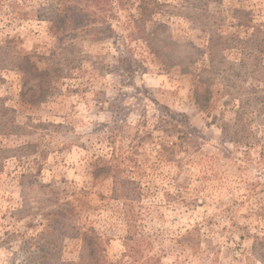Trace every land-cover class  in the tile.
Returning a JSON list of instances; mask_svg holds the SVG:
<instances>
[{
	"label": "rangeland",
	"instance_id": "374dc122",
	"mask_svg": "<svg viewBox=\"0 0 264 264\" xmlns=\"http://www.w3.org/2000/svg\"><path fill=\"white\" fill-rule=\"evenodd\" d=\"M54 1L0 0V264H77L89 228L111 262L129 237L134 264H264V0H125L62 36Z\"/></svg>",
	"mask_w": 264,
	"mask_h": 264
},
{
	"label": "trees",
	"instance_id": "16d2710c",
	"mask_svg": "<svg viewBox=\"0 0 264 264\" xmlns=\"http://www.w3.org/2000/svg\"><path fill=\"white\" fill-rule=\"evenodd\" d=\"M125 0H55L51 5V31L56 35H65L69 30H71L75 25H79L81 22L86 23V32H97L94 30L97 26L94 23H102L104 20L109 18H115L116 6H124ZM82 24V23H81ZM212 48V56L215 52ZM55 212H51L53 215ZM56 232L55 228L50 225L38 236L42 239H48V241L38 248L40 254L41 262H47L53 259L56 252V248L49 246L45 247L46 244H50L53 240V233ZM83 238V247L85 250L82 260L77 262V264H134L139 260L140 254L143 256V249L130 242L129 237L125 240V253L124 256L129 257L127 262L118 260L116 262H111L107 256L106 248L101 237L98 233L89 228L79 232ZM47 235V236H46ZM50 236V237H49ZM57 264H73L72 262H64L60 258H57ZM157 259L156 262H154ZM50 262V261H49ZM51 263V262H50ZM49 263V264H50ZM159 259L156 255H152L149 259L143 260L142 264H158Z\"/></svg>",
	"mask_w": 264,
	"mask_h": 264
}]
</instances>
